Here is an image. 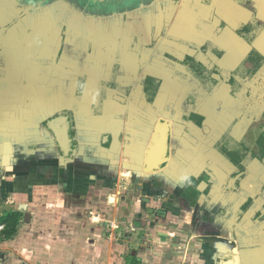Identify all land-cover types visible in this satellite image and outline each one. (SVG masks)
Wrapping results in <instances>:
<instances>
[{"label": "crops", "instance_id": "crops-1", "mask_svg": "<svg viewBox=\"0 0 264 264\" xmlns=\"http://www.w3.org/2000/svg\"><path fill=\"white\" fill-rule=\"evenodd\" d=\"M251 1L264 21V0ZM251 17L239 0H0V207L22 221L8 243L19 253L21 232L35 245L37 231L51 229L58 234L48 231L45 243L61 248L76 239L68 221L84 203L102 196L114 208L116 197L118 207L142 208L148 244L190 247L200 238L232 255L221 264H264V220L252 218L263 212L254 207L264 200V166L242 162L248 171L235 187L238 166L215 139L228 87L220 81L208 93L200 70L183 62L210 41L225 51L216 59L208 49L220 67L213 76L227 80L248 51L235 29ZM147 76L159 82L153 102ZM193 110L205 116L201 127L185 119ZM203 171L196 189L204 195L191 208L183 187ZM247 196L258 197L253 208H228ZM155 234L161 239L148 240Z\"/></svg>", "mask_w": 264, "mask_h": 264}, {"label": "rangeland", "instance_id": "rangeland-1", "mask_svg": "<svg viewBox=\"0 0 264 264\" xmlns=\"http://www.w3.org/2000/svg\"><path fill=\"white\" fill-rule=\"evenodd\" d=\"M263 79L264 76L260 79V86H258V89L255 90L256 87L254 89L260 92V94H264ZM240 80L243 92L250 93V83L252 82L248 80L245 75L240 77ZM247 88L249 90H247ZM262 101L263 100L259 101L258 106L253 105L252 107L247 102L243 104L244 107L240 106L241 112L243 110L242 116L244 122L239 129L233 131L235 133L234 141L236 144L238 143L240 145V147L236 149L243 155V163L248 168L255 167V163L259 162L254 160L253 163L251 154L261 147V145L256 142V139L261 135L256 128L262 122V109H264V102ZM93 107L95 114L100 111L102 112L103 101L99 100L93 102L92 108ZM251 114H253V117H251ZM69 118L68 116V121ZM232 120L233 115H229L221 122L215 132V139L217 141H221L227 134ZM105 135L103 134L101 136L100 143L103 146H108L109 140L107 139L109 138ZM262 142L264 143V138ZM56 143L58 142L56 141ZM69 145L70 150L67 154L68 157L73 153V150H71L73 149L71 147V141H69ZM95 146H97V143ZM43 150L44 149L37 153V155H42L41 157L38 156L39 160L46 155L45 153L47 151L44 152ZM32 156L33 155H30V157ZM137 195L138 192L132 194L131 199H136ZM104 200L105 199L100 196L94 200L95 202L90 201L87 205L84 203V208L74 213L73 216L75 219L72 220L71 217L69 218V226L74 224L73 234H76V239H73L72 243H70V241L63 243L61 248L59 243H45V241L48 240L46 237L48 231H50L48 234L49 237L50 234L55 236V234H58V231L40 229L37 231V236L34 237L36 242L35 245H33L28 242L29 234L23 231L18 238V241L20 240V242H22V248H20L19 253L14 249L13 243L10 244L8 242L12 240L14 235H17L19 226L22 223L21 215L17 211H13L12 209L14 208L9 206L5 208L3 205L0 207V224L4 226L0 231V264H221L222 260L227 261L226 257H232L229 252L217 255L214 252L215 245L204 244L205 242L203 243V241H200V238L194 239V244L190 247L186 244L173 248L169 244H160L161 242L148 244V242L145 241L146 237H144L146 233L148 235V232H145V229L140 225L138 220L142 213V208H134L130 204L118 207L116 197H111L110 199V203L114 208H106ZM196 200L198 201V198ZM246 202L247 201H245L244 204H246ZM188 204H190L189 201ZM92 206L99 207L94 208V214H91V211H93V208H91ZM190 206L191 208H197L196 206ZM249 208H251V206ZM218 221L217 219L216 222ZM75 222L77 223L75 224ZM95 227H100L101 231L96 232V234L93 233L94 235H92L91 231H93ZM75 231H77V233ZM82 233L84 234V239L80 241L79 237L82 236ZM154 237L156 239H161L159 234H155L154 236H150L149 238L151 239L148 240L155 239ZM77 239L78 241H75ZM233 239V237L229 238L231 241ZM234 244L235 243H230V246ZM208 248L211 250V253L207 250L204 252V249ZM77 250L78 252H76ZM173 250L177 252L175 254L178 257L182 256L181 260L173 262L169 259L173 255L171 252ZM193 254L197 256L195 261L190 260Z\"/></svg>", "mask_w": 264, "mask_h": 264}, {"label": "flooded vegetation", "instance_id": "flooded-vegetation-1", "mask_svg": "<svg viewBox=\"0 0 264 264\" xmlns=\"http://www.w3.org/2000/svg\"><path fill=\"white\" fill-rule=\"evenodd\" d=\"M239 1L242 5L247 7L252 12L251 19L247 23H243L235 29L236 34L244 40L246 45H248V51L243 56L238 65L230 71L229 78L223 81L222 77H220V79L218 80L217 77L213 76L220 74V67L216 64V62L213 61L215 59H211V55L208 54V49L211 48L210 41L204 42V45L201 48L202 55L200 56V58L196 59L195 56H185L183 59L185 65L189 63V65L195 67L196 70H200L198 73L200 75L201 82L205 91H207L208 93L215 89V87L220 84V81L222 82V84H226L228 87L225 89L226 91L223 89L224 87H221V90L223 91L219 96L221 97V101H223L222 105L224 107V116L222 117L221 122L229 115H233V120L229 126L227 134L222 138L221 141H219L218 144L219 150L232 163H235L238 166L237 172L233 174V177H238L235 184L236 188L239 187V180L246 176L248 170L242 164L244 159L243 155H241L236 149L237 147H240V145L238 143L236 144V142L234 141L235 133L233 131L235 129H239V127H241L244 122L242 116L243 110L241 112V107H244L243 104H245V102L249 103V105H251L252 107L253 105L258 106L259 101L261 100H263L262 102H264V94H260V92L255 91L258 89V86H260V79H262V77L264 76V21L257 18V11L253 6V2L251 0ZM211 53L213 55H217V58L219 59L224 55L225 51L223 49L219 50L216 47H212ZM243 75H245L246 78H248V80L252 82H249L251 85L250 93L243 92L242 90L243 87L241 86L240 77H243ZM147 77H145L143 80L144 91L145 95L147 96V101L153 102V98L155 97L159 82L152 76H150L152 78L151 80H148ZM247 90L249 89L247 88ZM190 101L191 103H193V96L190 97ZM262 110V122L256 128V130H259V132L261 133L259 138L256 139V142L260 144L261 147L259 146L260 148H258L256 151H253L251 154L253 163L254 160H256L257 162L259 161L258 163H255V167L258 165L264 166V143L262 142V139L264 138V109ZM251 117H253V114H251ZM69 119L71 120V118ZM185 119L191 120L197 126L201 127L205 120V116L193 110L192 112H190L189 116L185 117ZM73 125L74 123H71V127H74ZM108 138L110 139L109 136ZM203 172L201 173V175L203 174ZM203 176L204 178H206L209 175L205 172ZM257 198L258 197L256 196H247L240 204L233 205L228 208H240L241 210L245 211L250 206L252 207L254 199ZM245 201H247L246 204H244ZM196 204L197 202H195V204L192 206H196ZM257 208H263V212L258 211L254 213L252 218L253 220L262 221L264 220V200L262 201L260 207Z\"/></svg>", "mask_w": 264, "mask_h": 264}, {"label": "trees", "instance_id": "trees-1", "mask_svg": "<svg viewBox=\"0 0 264 264\" xmlns=\"http://www.w3.org/2000/svg\"><path fill=\"white\" fill-rule=\"evenodd\" d=\"M148 80H151V77H147ZM70 136H73V131L70 130L69 131ZM205 171L203 172V174L199 175L197 178H195L194 176H191L187 179L184 187H183V191H182V195L183 197H185L186 199H188L191 203V205L195 204V200L200 196V195H204L203 192H200L198 189H196L197 184L204 179V175ZM14 233V232H13Z\"/></svg>", "mask_w": 264, "mask_h": 264}, {"label": "built area", "instance_id": "built-area-1", "mask_svg": "<svg viewBox=\"0 0 264 264\" xmlns=\"http://www.w3.org/2000/svg\"><path fill=\"white\" fill-rule=\"evenodd\" d=\"M3 227H4V226H3L2 224H0V231L3 229Z\"/></svg>", "mask_w": 264, "mask_h": 264}]
</instances>
